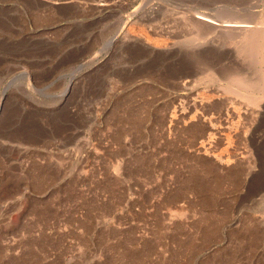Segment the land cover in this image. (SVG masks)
<instances>
[{"label": "rangeland", "instance_id": "rangeland-1", "mask_svg": "<svg viewBox=\"0 0 264 264\" xmlns=\"http://www.w3.org/2000/svg\"><path fill=\"white\" fill-rule=\"evenodd\" d=\"M204 13L263 41L264 0H0V264H264V47Z\"/></svg>", "mask_w": 264, "mask_h": 264}, {"label": "bare ground", "instance_id": "bare-ground-1", "mask_svg": "<svg viewBox=\"0 0 264 264\" xmlns=\"http://www.w3.org/2000/svg\"><path fill=\"white\" fill-rule=\"evenodd\" d=\"M65 2V1H64ZM63 2V3H64ZM183 15V14H182ZM191 19V18H190ZM195 20V22L196 23H198L199 25L201 24H205L206 26H208V25H210V26H212V27H214V28H216V29H220V30H224L223 32H226V31H236V32H238V34L239 33H242L241 35H244L245 33V36H248V37H246V38H249L250 37V45L251 46H253V51H254V48L258 45V46H260V47H264V37H263V41H261V43L260 44H256V42L258 41V37L256 36L257 35V33H255V32H257V31H259L260 29H258L257 31L256 30H254V24L253 25H251V22L250 23H248L247 21L246 22H242V21H232V20H230L231 21V23H225V24H223L222 22H219V21H221V20H219V21H217V22H219V23H217V22H215V20L216 19H214V21H213V19H212V17L210 16V15H208V14H202V15H200L199 14V16H196V17H194V18H192V20ZM230 19V18H229ZM231 19H232V17H231ZM218 20V19H217ZM241 20V19H240ZM228 21V20H227ZM229 21V22H230ZM224 22H225V19H224ZM195 25V24H194ZM198 26V25H197ZM256 26V25H255ZM209 27V26H208ZM264 30V29H263ZM250 32H253V34H252V37L250 36V35H248V33H250ZM233 33H235V32H233ZM260 33V32H259ZM261 33H263L264 34V32H261ZM227 34V36L228 35H230V34H232V33H226ZM256 34V35H255ZM262 34V35H263ZM239 36H240V34H239ZM240 37H242V36H240ZM243 38V37H242ZM243 40V39H242ZM248 48H250V46L248 45ZM245 49H246V47H245ZM255 49H258V47H256ZM264 49V48H263ZM262 49V50H263ZM247 50V49H246ZM261 50V51H262ZM257 51V50H256ZM255 51V52H256ZM258 52V51H257ZM260 52V51H259ZM264 52V51H263ZM261 53V54H264V53ZM260 56V55H259ZM262 56V55H261ZM262 59V58H261ZM264 60L262 59V62H263ZM236 76H237V74H235ZM234 76V75H233ZM239 77L241 78V79H243V80H239L238 78V80L239 81H237L239 84H236L238 87H239V85H240V83H243V81L245 80L246 81V79H244V78H242L241 77V75H239ZM232 78H234V77H232ZM236 78H234L232 81H234V82H236V80H237ZM240 81H242V82H240ZM245 81H244V85L245 84H247L248 85V83L249 82H247L246 81V83H245ZM249 81V80H248ZM233 82V83H234ZM236 82V83H237ZM251 82V81H250ZM253 82V81H252ZM256 83V82H255ZM255 83H253V85L255 84ZM251 83H249V87L250 86H252V85H250ZM259 83H256V85H258ZM243 85V84H242ZM241 86V85H240ZM242 87V86H241ZM241 87H239V88H241ZM247 87H244V89H246ZM250 89V88H249ZM243 92V91H242ZM246 92H248V91H246ZM256 99V98H255ZM1 107V106H0ZM0 113H1V108H0Z\"/></svg>", "mask_w": 264, "mask_h": 264}]
</instances>
